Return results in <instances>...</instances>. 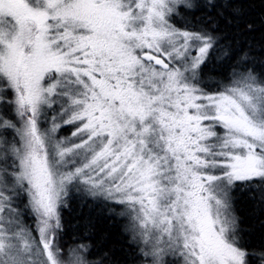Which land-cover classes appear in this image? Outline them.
I'll list each match as a JSON object with an SVG mask.
<instances>
[{
  "label": "snow or ice",
  "instance_id": "1",
  "mask_svg": "<svg viewBox=\"0 0 264 264\" xmlns=\"http://www.w3.org/2000/svg\"><path fill=\"white\" fill-rule=\"evenodd\" d=\"M233 3L0 0V264H264L234 210L264 208V46L233 47ZM72 193L122 258L63 241Z\"/></svg>",
  "mask_w": 264,
  "mask_h": 264
},
{
  "label": "trees",
  "instance_id": "2",
  "mask_svg": "<svg viewBox=\"0 0 264 264\" xmlns=\"http://www.w3.org/2000/svg\"><path fill=\"white\" fill-rule=\"evenodd\" d=\"M232 7L241 9L239 34L236 31L237 26L227 29L229 38L233 41V47L247 49L249 42L254 46H264V0H234ZM245 24H251L254 30H245ZM220 27L223 29L225 26L221 24ZM255 55L264 59V52H256ZM261 70L264 69L257 68V71ZM64 129L61 130V134ZM63 134L66 135V133ZM236 196L234 210L240 217L241 227L254 233L252 239H255L261 231H264L260 227L261 222H264V208L257 207L238 193ZM68 204L67 208L62 209L63 241L71 244L77 238L87 234L90 237L87 242L93 245L97 260L103 259L105 253L111 255L113 251L116 257L122 258L119 249L127 245L123 243L121 222L118 219L109 218L106 214H100L99 207H81V201L74 193L71 194ZM86 222H90L87 228ZM105 264H108V261H105Z\"/></svg>",
  "mask_w": 264,
  "mask_h": 264
},
{
  "label": "rangeland",
  "instance_id": "3",
  "mask_svg": "<svg viewBox=\"0 0 264 264\" xmlns=\"http://www.w3.org/2000/svg\"><path fill=\"white\" fill-rule=\"evenodd\" d=\"M67 129H68V132H67ZM72 130H73L72 128H70V127H66V128L64 129V131H63V133H66V135H64L63 133L61 134V131H60V134H59V135H60L61 137L68 136V135H70V133H71ZM236 215H237V214H236ZM26 222H27L28 224L33 225V226H34V223H35L34 219L31 218L30 215H29L28 217H26Z\"/></svg>",
  "mask_w": 264,
  "mask_h": 264
}]
</instances>
